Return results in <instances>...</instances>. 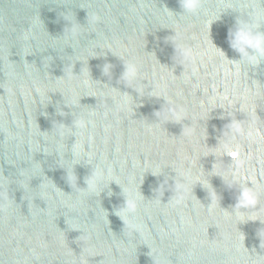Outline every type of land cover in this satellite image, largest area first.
Here are the masks:
<instances>
[{"label":"water","instance_id":"obj_1","mask_svg":"<svg viewBox=\"0 0 264 264\" xmlns=\"http://www.w3.org/2000/svg\"><path fill=\"white\" fill-rule=\"evenodd\" d=\"M202 2L197 14L179 19L178 0H0V264H264V64L237 73L211 42L238 59L228 31L247 16L228 6L264 9V0ZM67 11L79 35L66 42ZM129 59L144 95L121 80ZM150 87L168 102L148 95ZM119 92L133 99L126 108H117ZM181 109L183 121L150 127L157 112ZM78 116L91 123L76 136ZM253 119L258 136L250 142ZM62 125L70 130L63 137ZM224 133L235 136L236 157L204 156ZM189 161L218 197L212 212L199 183L184 186L179 205L170 200L175 170ZM238 161L241 183L259 201L258 211L241 210L243 220L235 213L238 189L214 172ZM96 165L105 182L81 195ZM123 186L142 195L131 217L140 232L130 236L115 214L124 206Z\"/></svg>","mask_w":264,"mask_h":264},{"label":"clouds","instance_id":"obj_2","mask_svg":"<svg viewBox=\"0 0 264 264\" xmlns=\"http://www.w3.org/2000/svg\"><path fill=\"white\" fill-rule=\"evenodd\" d=\"M178 4L180 8L183 10V12L179 14V19H183L186 13L195 15L203 7L202 0H178ZM228 7L230 10L240 13L241 16L244 15L247 16V19H242L240 18V16H238L235 20V26L229 29L228 31L227 40L229 47L238 54L239 58L229 59L226 53L221 48L217 47L214 44L212 39L211 42L215 47V54L221 59L222 63H229L231 67L236 69L237 73H239L243 69L245 71V74L247 75L246 68L257 70L262 64H264V31L261 30L262 26H264V9H261L258 5H245L243 9L233 8L231 5H229ZM164 8L167 10L166 14L169 17H171L172 15H175L177 17V14L174 13L172 10L167 9L166 6ZM64 19L70 24L69 33L67 34L64 33L63 35L65 41L67 42L70 39L72 40L76 39V37L79 35V32L77 31L76 26L73 25L71 20L69 19L68 11L64 14ZM215 21L216 20L209 21L208 23L212 25ZM176 35L177 34L174 31V35L168 38V40H170L174 46H175ZM189 58L190 57H188V55L186 54L185 59H189ZM45 62H48V60H45ZM181 65L183 66V62L181 63ZM110 69H111V65H105L104 66L105 74H108L110 72ZM84 71L85 70L82 71L81 75L84 73ZM184 73H185V68L183 66V72L180 75H183L184 79L187 81L188 77L187 75H184ZM192 75H195V70L192 71ZM140 79H141L140 70L135 60L129 59L124 61V71L121 76L122 82L127 87L134 88L138 93L144 95L145 88L142 86H137L136 84V82ZM82 83L85 86H88L90 81L88 79H84ZM260 86L261 85L258 82L253 81V89L251 90L252 96L259 97L261 95ZM150 89L151 90L148 92V95L157 98L162 97L165 103L168 102V97L166 93L157 92L155 89L151 87ZM112 90L115 91V89ZM37 91H40V89H37ZM119 94H120L121 103L117 105L118 109L126 108L129 105L130 101L133 102L132 97L129 96L127 93L122 94L119 92ZM69 105L78 106V104L75 101H72L71 103H69ZM159 113L160 112L156 113L158 122L149 123L150 127H160L161 125H164L168 121L179 123L187 118L183 112V109H181L178 113H169L166 116H161ZM94 114H95L94 112L90 113V115H94ZM87 123H91V121H86L82 116H78V118L73 122L74 127L77 129L74 135L76 136L80 135ZM254 126H255V120L253 119L252 124L250 125V130L247 133V139L250 142H254L255 136H258V133H254ZM229 127L235 133L241 132V128L239 124H235L231 122L229 124ZM68 131L70 130L66 129L62 125L61 129L59 130V134L61 137H63ZM234 139L235 136L228 138L226 133H224V136L219 141L218 145L213 149H208L207 153L204 154V156L213 154L217 157H223L225 155L231 156L232 153L234 152L237 153L236 146H234L232 143ZM79 147L81 146L75 144L73 148L76 157L79 155L77 151ZM242 167H243L242 162L238 161L237 163L232 164L230 169L227 171H222V172L218 171L217 166H215L214 168V172L216 174H219L225 177L226 179H228L230 186L236 187L238 189L237 202L235 204V213H236V218L240 220L245 219L244 214L241 211L242 209L244 210L257 209V211L259 210L257 208V205L259 204L257 191L253 187H249L248 184L245 185L241 183ZM195 168L196 165L192 161H189L186 170L183 171L175 170L177 177L173 188L174 195L170 200L174 205H179L180 203L183 202V197L182 195H180V193L183 192L184 186L199 183L204 188H207L209 190L211 203L208 205L207 210L209 212H212L214 209L219 207L218 197L215 194V192L212 191L208 182L204 179L203 174L198 171H194ZM149 170H151V172L154 175L157 174L155 170L153 169H149ZM161 171L162 169H160L159 173ZM107 175L109 176L111 175L110 168L107 170ZM68 178L70 183L75 185L76 177L71 172H69ZM105 178H106V173L103 169L100 168L99 165L93 167L92 174L90 178H88V180L86 181L87 192L82 191L81 195H87L88 193L95 192L98 185L102 182H105ZM111 181H115L116 183H118L114 179ZM123 193H124V206L121 209H119L115 214L123 220L125 224V228H128L130 230L129 232L125 233L126 235L130 236L132 232H136V233L140 232V226L138 224L133 223L131 217L137 213L138 206L140 203V197H142V195L140 194V192L138 194L134 188L129 186H123ZM159 201L161 202L160 198ZM224 214L226 216H230L229 213H227L226 211H224ZM248 219L256 220L252 218H248Z\"/></svg>","mask_w":264,"mask_h":264},{"label":"snow or ice","instance_id":"obj_3","mask_svg":"<svg viewBox=\"0 0 264 264\" xmlns=\"http://www.w3.org/2000/svg\"><path fill=\"white\" fill-rule=\"evenodd\" d=\"M232 155H233V158H235L237 154L236 153H232Z\"/></svg>","mask_w":264,"mask_h":264}]
</instances>
